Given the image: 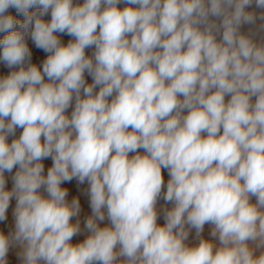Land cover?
Here are the masks:
<instances>
[{"label": "clouds", "instance_id": "clouds-1", "mask_svg": "<svg viewBox=\"0 0 264 264\" xmlns=\"http://www.w3.org/2000/svg\"><path fill=\"white\" fill-rule=\"evenodd\" d=\"M0 34V264H264V0H0Z\"/></svg>", "mask_w": 264, "mask_h": 264}, {"label": "rangeland", "instance_id": "rangeland-1", "mask_svg": "<svg viewBox=\"0 0 264 264\" xmlns=\"http://www.w3.org/2000/svg\"><path fill=\"white\" fill-rule=\"evenodd\" d=\"M74 2H77V3H83V0H74ZM125 5L122 3L119 5V7L123 8ZM9 12L10 14H12L13 16L16 17L17 20H21L23 19L22 16H19L16 14L15 12V9H9ZM44 19L46 21L50 20L51 19V16H50V12L49 14H47ZM243 31L247 32L249 30V26L248 25H245L244 28L242 29ZM3 35L5 34H0V39L3 38ZM58 36H60V39L63 43L67 44V42L72 39L71 37H69L68 35H65V34H57ZM27 43L29 45V48L31 49L32 53H33V56H32V61L33 63H36L38 65H41L42 64V61L46 58L47 56V53L43 52L41 49H37L34 45V43L32 42L30 36L27 37ZM94 51V49H87L86 50V53L88 55H91L92 52ZM10 71L9 69H7L2 63H0V76L2 75H6L7 72ZM86 77H87V74H86ZM87 80L88 82L90 83L91 82V77H87ZM71 108L68 110V114L70 115L71 113ZM22 131V129H17V133L16 135L18 136L20 134V132ZM10 140H11V137H10ZM141 152H143V150H140ZM130 155H133V154H130ZM44 164H45V171L47 170L48 167L51 166V159H45L44 161ZM15 171V170H14ZM163 175H164V178H165V182H167V179L169 178L168 177V173L166 170H163ZM6 177H8V184H7V187L9 189H11L12 187V181H11V178L9 176V174L6 173ZM64 187H67L69 189V195H68V199L69 201H71V199L73 197H78L79 200H80V204H81V212H80V215H79V219L81 221V233L77 236H74L73 237V240H72V243H79V242H82L86 236L88 235L87 231L84 230V221L85 219L91 215V208H90V203H89V197L87 195V189H88V184L87 182H85L84 184H78L77 181L74 179L73 181L71 182H66L64 185ZM254 200V198H253ZM165 206V203L164 201L161 199L159 202H158V209ZM167 207H171V204H168L166 205ZM15 207V200H13L10 204V208L8 210V219L4 222H0V231L4 232L5 234L9 233L10 231H12L13 227H14V218L12 216V210L14 209ZM75 219H73V222H75ZM108 221L105 220L103 223H102V226L104 224H107ZM158 223L160 224H163L164 223V220H163V217L161 216V218L158 220ZM210 230H211V226L210 225H205V228H204V231H203V236L204 238H207V239H213L212 237H210ZM216 243H218V241H215ZM188 243L189 244H196L198 243V239L196 237V234H195V230H192L190 235H189V239H188ZM20 251L19 247H13V248H10L9 250V253H8V264H21V261L17 255V253Z\"/></svg>", "mask_w": 264, "mask_h": 264}]
</instances>
